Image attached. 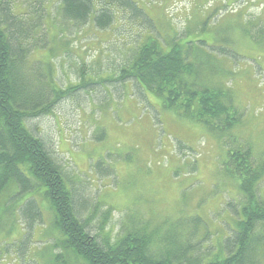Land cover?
Instances as JSON below:
<instances>
[{
	"label": "rangeland",
	"instance_id": "1",
	"mask_svg": "<svg viewBox=\"0 0 264 264\" xmlns=\"http://www.w3.org/2000/svg\"><path fill=\"white\" fill-rule=\"evenodd\" d=\"M48 2L42 28L50 44L32 54L31 69L41 72L50 60L56 89L81 88L27 125L50 146L91 235L109 234L115 242L128 231L145 229L154 232L158 246L176 227L198 223L193 243L206 232L205 248L220 242L242 217L234 211L245 203L238 184L226 177L227 150L244 140L264 162V0H133L134 7L117 0L115 12L137 22L120 14L104 30L92 22L64 25L60 0ZM149 34L163 44L174 36L182 43L206 42L208 48L198 52L204 61L201 79L218 74L214 80L231 88L243 113L240 126L226 135L212 133L165 109L163 100L147 91L139 93L130 83L120 90L119 82H111L128 64L130 48ZM258 192L264 200V180ZM4 197L1 201H10L12 194ZM26 198L15 196L14 211L0 221V264H52L49 247L67 255L55 247L59 231L52 228L41 195L44 224L29 226L20 215ZM255 259L264 264L262 246Z\"/></svg>",
	"mask_w": 264,
	"mask_h": 264
},
{
	"label": "trees",
	"instance_id": "2",
	"mask_svg": "<svg viewBox=\"0 0 264 264\" xmlns=\"http://www.w3.org/2000/svg\"><path fill=\"white\" fill-rule=\"evenodd\" d=\"M20 1L21 5L16 0H0V206L4 204L0 221L14 211L15 196H27L20 215L29 226L44 224L37 201V195H41L51 211L52 228L59 231L55 247L65 249L67 254H55L49 247L52 264H71V257L75 264H257V249L264 248V200L258 192L264 180V162L257 160L261 155L253 153L244 140L239 147L227 150L224 165L226 177L238 184L244 197L242 211H234L242 217L220 242L212 241L205 248L207 242L201 240L209 237L206 232L193 243L200 230L198 223L188 228L176 227L170 236H163L164 241H158V246H154V232L145 229L128 231L115 242H111L109 234L91 235L50 146L27 125L31 119L50 114L62 99L81 87L56 89L50 60L43 63L41 72L32 71V54L46 50L50 44L46 29L42 28L49 0ZM115 1L60 0L59 15L62 23L72 28L92 22L104 30L125 14L115 12ZM122 2L127 7L135 6L133 0ZM177 36L163 44L146 35L145 42L130 48L128 64L121 66L118 74L113 73L111 82H119L120 90L123 84L130 83L139 93L147 91L163 100V107L179 118L226 135L240 126L243 118L234 105L233 91L214 80L212 76L219 78L218 74H212L207 81L201 79L204 61L198 52L208 48L206 42L182 43ZM80 75L83 81L84 72ZM6 194H12L10 201H1ZM228 206L231 208L232 204ZM213 246L216 252L211 251Z\"/></svg>",
	"mask_w": 264,
	"mask_h": 264
},
{
	"label": "bare ground",
	"instance_id": "3",
	"mask_svg": "<svg viewBox=\"0 0 264 264\" xmlns=\"http://www.w3.org/2000/svg\"><path fill=\"white\" fill-rule=\"evenodd\" d=\"M139 186V185H138ZM141 190V189H140ZM235 210V209H234Z\"/></svg>",
	"mask_w": 264,
	"mask_h": 264
}]
</instances>
